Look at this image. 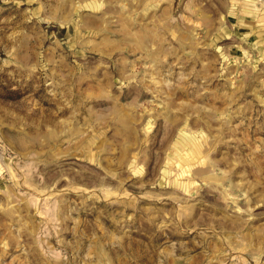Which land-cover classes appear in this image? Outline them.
I'll return each mask as SVG.
<instances>
[{
	"label": "rangeland",
	"instance_id": "374dc122",
	"mask_svg": "<svg viewBox=\"0 0 264 264\" xmlns=\"http://www.w3.org/2000/svg\"><path fill=\"white\" fill-rule=\"evenodd\" d=\"M0 264H264V0H0Z\"/></svg>",
	"mask_w": 264,
	"mask_h": 264
}]
</instances>
